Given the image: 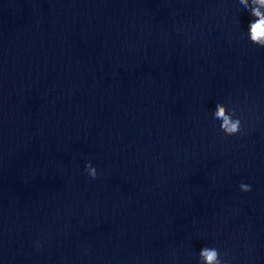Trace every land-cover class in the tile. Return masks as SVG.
Listing matches in <instances>:
<instances>
[{"label": "clouds", "instance_id": "9594fccd", "mask_svg": "<svg viewBox=\"0 0 264 264\" xmlns=\"http://www.w3.org/2000/svg\"><path fill=\"white\" fill-rule=\"evenodd\" d=\"M245 9L250 10V15L255 19L249 24L248 35L253 44L264 47V0H239ZM234 113L230 112L224 104L217 103L214 110V118L222 121L220 127L227 136H233L240 132L241 121L233 118ZM86 171L92 178L97 176V170L89 162L85 166ZM240 190L243 192L251 191V186L241 183ZM202 264H222L219 251L216 248L203 247L199 252Z\"/></svg>", "mask_w": 264, "mask_h": 264}]
</instances>
